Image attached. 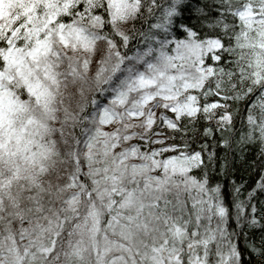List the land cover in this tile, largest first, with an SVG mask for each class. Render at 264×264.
I'll use <instances>...</instances> for the list:
<instances>
[{"label":"snow or ice","instance_id":"obj_1","mask_svg":"<svg viewBox=\"0 0 264 264\" xmlns=\"http://www.w3.org/2000/svg\"><path fill=\"white\" fill-rule=\"evenodd\" d=\"M0 165V264H264V0H0Z\"/></svg>","mask_w":264,"mask_h":264},{"label":"trees","instance_id":"obj_2","mask_svg":"<svg viewBox=\"0 0 264 264\" xmlns=\"http://www.w3.org/2000/svg\"><path fill=\"white\" fill-rule=\"evenodd\" d=\"M60 160L59 157L56 158ZM60 160V164H64ZM60 164L55 167L58 169ZM50 165V170H51ZM9 171L8 165H0V249L6 244V237L22 234H31L38 225L44 223V218H37L21 210V207L29 206L34 199L42 200L45 207L49 201L55 204L56 208L61 206V201L67 195V190L56 187L48 172L41 173L38 168L32 167L31 173L26 172L18 176L7 177L3 174ZM11 179V183H9ZM34 193L35 195H30ZM28 220V223H23ZM27 244V242H26ZM25 244V245H26Z\"/></svg>","mask_w":264,"mask_h":264},{"label":"rangeland","instance_id":"obj_3","mask_svg":"<svg viewBox=\"0 0 264 264\" xmlns=\"http://www.w3.org/2000/svg\"><path fill=\"white\" fill-rule=\"evenodd\" d=\"M3 166V165H2ZM31 169H32V166H22L21 168H20V171H19V173L18 174H22V173H26V172H29V173H31L32 171H31ZM16 241H17V244H19L20 245V247H21V249H23L24 247H26V246H28V244H29V240L27 239V238H18V239H16ZM26 242H27V244H26ZM26 244V245H25Z\"/></svg>","mask_w":264,"mask_h":264}]
</instances>
